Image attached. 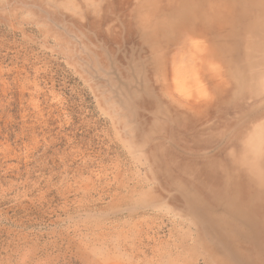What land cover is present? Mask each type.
<instances>
[{"label": "rangeland", "instance_id": "obj_1", "mask_svg": "<svg viewBox=\"0 0 264 264\" xmlns=\"http://www.w3.org/2000/svg\"><path fill=\"white\" fill-rule=\"evenodd\" d=\"M0 264H264V0H0Z\"/></svg>", "mask_w": 264, "mask_h": 264}]
</instances>
